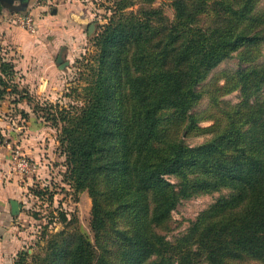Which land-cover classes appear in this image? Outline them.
<instances>
[{"label": "trees", "instance_id": "16d2710c", "mask_svg": "<svg viewBox=\"0 0 264 264\" xmlns=\"http://www.w3.org/2000/svg\"><path fill=\"white\" fill-rule=\"evenodd\" d=\"M262 1L169 0L173 19L156 0L137 11L115 2L93 40L83 106L51 115L63 123L66 177L93 200L95 243L64 231L40 264H264ZM235 56L240 68L208 81ZM234 92L239 103L223 100ZM7 95L29 97L0 48V108ZM194 135L209 138L192 147ZM225 190L184 236L162 234L183 200Z\"/></svg>", "mask_w": 264, "mask_h": 264}, {"label": "rangeland", "instance_id": "374dc122", "mask_svg": "<svg viewBox=\"0 0 264 264\" xmlns=\"http://www.w3.org/2000/svg\"><path fill=\"white\" fill-rule=\"evenodd\" d=\"M25 1L26 2H24L23 5L20 2L14 6V9L9 11L6 10V6L0 2L1 54L6 57V51H8L7 53L10 55L8 56V59L12 60L13 63H15L14 60L18 59L13 55L14 49L12 48V45L6 46V32L1 30V27L6 24L7 16L9 14L13 15L9 20L10 23L13 26L25 30V28L14 24V20L19 16L32 15L35 20L36 28L39 30L43 27L41 25L42 14L37 11V8L39 6L47 7L48 12H45V14L48 15L49 11H51L48 7H57V4H59V2L55 0ZM116 1L117 0H93L94 10L91 25H96L95 33L90 37V26L85 27L84 36L81 39L76 40L74 46L73 44L71 46L69 43L66 45V47L68 46L69 52L65 53L64 58L66 62H70V65L63 71L55 72V77L53 79L54 84L45 86V88L39 93L40 86L37 85V83L34 84V86H31L27 82L24 83L22 80L26 81V75H23L22 77L21 74H19L20 76L17 74L19 90L27 91L29 97L19 98L13 95H7L1 102L0 127L3 131H6L8 125L12 127L14 121H16V125L22 126L21 111L25 110L18 108V104L20 103L53 131V140L48 143L50 156H46V160L49 161L47 164L49 170H47L45 178L38 175L21 179L22 188L24 190H22V193L18 197V201L23 203V208L21 209L20 214L15 217L14 224L18 227V230H20L21 235L23 234V236H21V247L16 253L12 264H18L21 260V254L25 257V264H40L42 257L45 256L48 243L55 239H59L57 236L64 231L78 229L81 233L87 235L92 243H95V235L92 229L93 200L87 191L78 194L66 177L67 158L60 142L63 123L58 121V123H56L57 125H55V121L51 115L58 116L62 109H79L83 106L84 100L82 91L86 86V65L88 60L95 54L93 40L101 27L108 23L109 18L112 16V10L114 9L113 7ZM139 1L140 0H135L137 6L129 11H137ZM153 7L162 8L167 18H174V10L170 5L169 0H156ZM260 7H264V0L261 2ZM58 53L59 51L56 56L53 55V60L54 58H57ZM15 66H18V64H15ZM240 66V60L237 56L224 61L217 69H215L208 81L214 75L223 70L238 69ZM41 68L44 71L43 65H41ZM42 74L43 76H46V72H42ZM47 77L53 78V74L47 75ZM19 78L20 80H18ZM15 100L19 102L16 103ZM223 100L231 102L232 104L239 103L240 93L234 92L223 98ZM10 103H12V106L10 105V111L6 112V107H9ZM208 106V99H204L195 111L199 112L205 110ZM18 116L21 117V122L18 120ZM46 116H49L50 120H47ZM210 125H212V122L210 121L201 122L199 124L200 127H209ZM208 138L209 137L206 136L194 135L186 137L185 140L190 146L196 147L204 143ZM5 144H7L6 138L3 145ZM3 145L0 146V150L6 152V149L4 150V148H2ZM16 149L21 150L28 155V157L32 158L27 154L24 148L12 144L8 150L11 159L13 151ZM171 182L177 183V179L172 178ZM227 195H229V191L225 190L210 195H201L189 200H183L172 212V220L166 229L161 230L162 234L166 235L167 239L172 242L177 238L184 236L203 211L208 210L218 199ZM63 215L67 217V221L65 222L63 221ZM18 230L16 231L18 232ZM251 264L256 263L251 262Z\"/></svg>", "mask_w": 264, "mask_h": 264}, {"label": "crops", "instance_id": "0c3cea01", "mask_svg": "<svg viewBox=\"0 0 264 264\" xmlns=\"http://www.w3.org/2000/svg\"><path fill=\"white\" fill-rule=\"evenodd\" d=\"M55 1H58L59 4L57 7H48L51 10L48 15L45 14L48 12L47 7L39 6L37 8V11L42 14L41 25L43 27L35 34L13 26L9 21L13 15L9 13L6 24L1 27V30L6 32V46L12 45L13 55L18 59L14 60V64H18L15 66L18 76H20L19 74L22 77L26 75V81L22 80V82H27L31 86L37 83L40 86L39 93L45 86L54 84L55 72L61 71L56 64L60 53L63 52L64 56L69 52L66 45L69 43L74 46L75 41L84 36L85 27L91 26L93 17V0ZM19 2L21 0H15L13 7ZM53 10L56 12L53 13ZM58 51L57 58L53 60V55L56 56ZM7 52L8 58L10 55ZM41 65L44 66V71ZM42 72H46V76H43ZM51 74H53V78H48L47 75ZM10 105L12 106V103L6 107V112L10 111ZM18 108L25 110L21 111V115L22 112H25L29 117L22 116V126L16 125V121H14L12 127L8 125L6 131L2 129L7 144L2 146L6 152L0 150V264H12L21 247V236H23L14 224L16 216L12 214L11 201H18V197L24 189L21 178L11 166V155L8 150L12 144L24 148L29 156L41 164L39 176L45 178L47 170H49L47 167L49 161L46 160V156H50L48 143L53 140L51 128L37 119L38 117L31 114L21 103L18 104ZM19 116L18 120L21 122Z\"/></svg>", "mask_w": 264, "mask_h": 264}, {"label": "built area", "instance_id": "2783aa9c", "mask_svg": "<svg viewBox=\"0 0 264 264\" xmlns=\"http://www.w3.org/2000/svg\"><path fill=\"white\" fill-rule=\"evenodd\" d=\"M14 24L25 28V30L31 34H35L37 32L35 20L32 15L19 16L14 20ZM11 165L13 170L21 179L25 177L38 176L41 170V166L36 160L28 157V155L19 149L13 151Z\"/></svg>", "mask_w": 264, "mask_h": 264}, {"label": "water", "instance_id": "95a60500", "mask_svg": "<svg viewBox=\"0 0 264 264\" xmlns=\"http://www.w3.org/2000/svg\"><path fill=\"white\" fill-rule=\"evenodd\" d=\"M15 0H0V2L6 6V9L8 10H11L13 9V3H14ZM21 4L23 5L25 0H21ZM56 10H53V13H55ZM95 30H96V25L95 24H92L90 26V29H89V35L90 37H92L95 33ZM56 64L59 66V69L60 70H65L66 67H68L70 65L69 62H66L65 59H64V56H63V52L60 53L58 59H57V62ZM11 207H12V214L14 216H17L20 214L21 212V209L23 208V203L22 202H18V201H11Z\"/></svg>", "mask_w": 264, "mask_h": 264}, {"label": "flooded vegetation", "instance_id": "af4514ba", "mask_svg": "<svg viewBox=\"0 0 264 264\" xmlns=\"http://www.w3.org/2000/svg\"><path fill=\"white\" fill-rule=\"evenodd\" d=\"M20 3V2H19Z\"/></svg>", "mask_w": 264, "mask_h": 264}]
</instances>
